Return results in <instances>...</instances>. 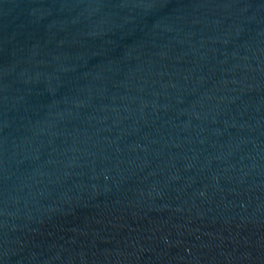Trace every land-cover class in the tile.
Returning a JSON list of instances; mask_svg holds the SVG:
<instances>
[{"label":"water","instance_id":"95a60500","mask_svg":"<svg viewBox=\"0 0 264 264\" xmlns=\"http://www.w3.org/2000/svg\"><path fill=\"white\" fill-rule=\"evenodd\" d=\"M0 264H264V0H0Z\"/></svg>","mask_w":264,"mask_h":264}]
</instances>
